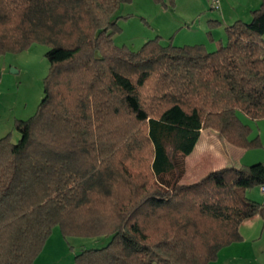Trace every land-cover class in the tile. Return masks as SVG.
I'll use <instances>...</instances> for the list:
<instances>
[{"label": "trees", "instance_id": "16d2710c", "mask_svg": "<svg viewBox=\"0 0 264 264\" xmlns=\"http://www.w3.org/2000/svg\"><path fill=\"white\" fill-rule=\"evenodd\" d=\"M132 0H0V54L50 46L36 112L0 138V264H32L55 226L108 236L77 264H208L264 217L243 191L264 163L225 166L180 183L178 156L205 128L228 143L261 145L239 113L264 118V0L227 43L137 51L114 42Z\"/></svg>", "mask_w": 264, "mask_h": 264}, {"label": "rangeland", "instance_id": "374dc122", "mask_svg": "<svg viewBox=\"0 0 264 264\" xmlns=\"http://www.w3.org/2000/svg\"><path fill=\"white\" fill-rule=\"evenodd\" d=\"M259 1L257 7L261 5L262 0ZM204 2L205 0H132L124 3L117 11V15L120 16L117 21L120 28L113 35L114 42L137 51L146 41L159 36L163 45L203 44L209 51L216 50L220 44L227 43V26L236 20L247 19L246 10L250 11V6L255 4L248 0H221L218 8H210L211 5L208 4L207 11V7L204 9ZM251 20L252 17L245 22ZM49 49V45L35 42L22 51L0 54V94H2L0 129H5L9 125V120L19 110H30L26 118L36 112L44 95V78L50 70V63L46 57ZM239 116L249 124L250 138L260 139L261 145L249 150L259 151L257 153L263 158V161L259 162L264 163V118L251 119L242 112ZM12 131V141L16 143L21 138V134L15 126L12 125L4 134ZM4 134L2 136H5ZM216 136L223 143H228L217 130L205 128L193 152L186 157L178 156L183 171L179 179L180 183L197 182L215 168L213 159L207 157V138H214L215 144L218 145ZM230 158L231 155L228 158L223 157L222 160ZM228 161L232 162V160ZM260 190V186L256 185L244 190L243 194L251 200L264 204V195ZM260 218V222H254L247 228L248 230H244L243 234L248 240L245 246L241 244L236 246L237 242L230 244L234 246L229 249L227 247L230 245L224 246L219 251L218 258L208 264H227L229 262V260L226 262L227 256L229 259L243 258V255L251 256L254 252L264 251V217L260 215ZM243 239L241 241H244ZM109 241L108 236L65 235L57 225L32 264H77L76 255L82 250L100 248ZM220 256L221 261H218ZM231 264L235 263L231 262Z\"/></svg>", "mask_w": 264, "mask_h": 264}, {"label": "crops", "instance_id": "0c3cea01", "mask_svg": "<svg viewBox=\"0 0 264 264\" xmlns=\"http://www.w3.org/2000/svg\"><path fill=\"white\" fill-rule=\"evenodd\" d=\"M217 1H218L217 2L218 5L220 6L221 0H217ZM248 1L250 3L254 2L255 4H252L253 6H250V9H251L250 11H249V9L246 10L245 13H247L248 18L244 19V21H249V19H251V17H252V11L254 9H257L260 7V6L257 7V5L260 3L259 0H248ZM203 4H204V9L207 7V11L209 10L208 4L211 5L210 8L211 7L212 8L213 7L214 8L219 7V6L215 7V0H205V2ZM211 51H213V50H211ZM1 96H2V94H0V104H1V99H2ZM28 111H30V110L23 109L22 111L19 110L18 112H16L14 117L9 120V125L5 129H0V138L3 137L2 135L4 133H6L8 131V129L11 128L12 125H13V127L15 126V121L17 119H27L26 115H28ZM241 119H242V121L247 123L243 118H241ZM256 120H258V119H256ZM9 133H13V131L9 132ZM216 139L218 140L217 141L219 143L218 145L215 144L216 140H214V138H212V137H211V139L207 138V157L212 158L214 164L216 165L213 170L221 168V167H225V166L241 167V166L250 165V164H253V163H256L259 161H263L262 156L259 153H257L259 151H250L249 149L234 146L230 143H223V141H221L218 136H216ZM214 145H216L217 147ZM229 155L232 156V158L228 159V160H232L231 163L228 160H222L223 157L228 158ZM260 221H261L260 215H255L252 218L245 220L241 224L240 232H241L242 236L244 237V239H243L244 241H241V242L239 241V242L235 243L236 246H238L240 244H241V246H245V244L248 242V240H247L246 236L243 234L244 230L245 229L248 230L247 228L252 226L254 224V222H260ZM232 246H234V244L230 245L227 248L228 249L232 248ZM243 259H246V260L243 261ZM227 260H229V262L227 264H231V262H234L235 264H264V251L261 250L258 252H254V253H252L251 256L243 255V258L231 257V259H229L227 256L226 262H227ZM218 261H221V256L219 257Z\"/></svg>", "mask_w": 264, "mask_h": 264}, {"label": "built area", "instance_id": "2783aa9c", "mask_svg": "<svg viewBox=\"0 0 264 264\" xmlns=\"http://www.w3.org/2000/svg\"><path fill=\"white\" fill-rule=\"evenodd\" d=\"M217 2H218V1L215 0V7H218V6H219ZM260 189H261V192H262L263 195H264V184H262V185L260 186Z\"/></svg>", "mask_w": 264, "mask_h": 264}, {"label": "water", "instance_id": "95a60500", "mask_svg": "<svg viewBox=\"0 0 264 264\" xmlns=\"http://www.w3.org/2000/svg\"><path fill=\"white\" fill-rule=\"evenodd\" d=\"M14 71H16V72H17V70H14Z\"/></svg>", "mask_w": 264, "mask_h": 264}]
</instances>
